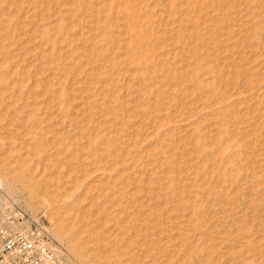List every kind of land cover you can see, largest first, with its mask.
I'll return each mask as SVG.
<instances>
[{"label":"rangeland","instance_id":"obj_1","mask_svg":"<svg viewBox=\"0 0 264 264\" xmlns=\"http://www.w3.org/2000/svg\"><path fill=\"white\" fill-rule=\"evenodd\" d=\"M62 264H264V0H0V207Z\"/></svg>","mask_w":264,"mask_h":264},{"label":"built area","instance_id":"obj_2","mask_svg":"<svg viewBox=\"0 0 264 264\" xmlns=\"http://www.w3.org/2000/svg\"><path fill=\"white\" fill-rule=\"evenodd\" d=\"M24 208L7 201L0 207V264H62L48 230Z\"/></svg>","mask_w":264,"mask_h":264}]
</instances>
